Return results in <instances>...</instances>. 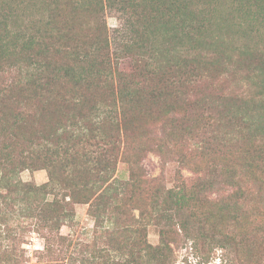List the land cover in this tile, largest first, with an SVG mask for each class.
Returning a JSON list of instances; mask_svg holds the SVG:
<instances>
[{
    "label": "trees",
    "instance_id": "1",
    "mask_svg": "<svg viewBox=\"0 0 264 264\" xmlns=\"http://www.w3.org/2000/svg\"><path fill=\"white\" fill-rule=\"evenodd\" d=\"M223 6L238 20L215 17L214 0H0V225L19 211L37 221L48 246L53 238L63 245L59 230L73 220V206L87 205L96 229L112 226L109 248L89 264H175L183 247L264 263V47L247 33L264 23V0ZM107 7L129 15L114 49ZM223 29L243 31L241 58L261 80L263 97L250 108L194 99L204 73L229 56L217 50L205 61L192 51L227 48ZM146 50L157 69L139 65ZM125 59L132 70L119 68ZM158 123L163 135L155 139L149 126ZM198 137L200 166L180 150ZM146 150L162 161L174 150L182 168L204 173L187 181L179 172L165 187L141 166ZM119 162L129 167L127 180L116 178ZM25 170H44L48 181L22 182ZM12 251L0 263H16Z\"/></svg>",
    "mask_w": 264,
    "mask_h": 264
},
{
    "label": "rangeland",
    "instance_id": "2",
    "mask_svg": "<svg viewBox=\"0 0 264 264\" xmlns=\"http://www.w3.org/2000/svg\"><path fill=\"white\" fill-rule=\"evenodd\" d=\"M225 1L226 0H214L216 6L215 17L218 15H224L225 17L233 16L235 18L237 17L238 20V15L234 13L233 8L223 6ZM27 15L28 13L26 12L25 16ZM127 16L129 15L125 16L117 9L105 8L103 19L106 24L112 49L118 46L116 42L119 41ZM37 17L38 16L35 18ZM251 27L252 28L247 31L249 43L253 47L263 49L264 23H261L260 29L258 26ZM235 30L236 29H230L227 31L223 29L224 35L222 37L227 40V48L225 49H221L220 45H215L214 48L210 47L209 50L200 51L199 49H195L196 51H192V54L201 52V54L204 55L205 61H210V59L216 55L217 50L224 51L223 55L227 53L229 56L228 58L221 59V67H219L214 74L204 73L203 80L195 87L194 99H205L214 107H220L224 103H232L234 106L239 107L246 104L250 108L254 102H259L263 97L261 80L259 81L256 71L253 67L247 65L246 61L243 62L241 58L240 49L246 40L243 38V31L240 30L237 32ZM213 37L216 39L217 34H214ZM231 46L232 49L228 50ZM139 54L138 58L144 60L139 63L142 69L145 68L143 66L146 64H150L149 69L151 70L158 68L156 61L151 58L152 53L149 54L148 50ZM134 64V61L125 59L121 61L119 68L121 70H132ZM11 76H13V74H11ZM149 130H151V135L155 139L163 135V127L159 123L150 125ZM203 136L202 139L205 138V140H207L210 136L212 137V133L208 132ZM233 136L235 137L236 135ZM202 139L201 137L190 140L187 139L188 141L186 140L180 145V150L187 156L192 157L195 164L199 166L205 161L204 158L199 157ZM147 150L140 164L148 177L160 178L165 187H171L175 184L179 172L187 181L201 176L204 173L202 171L194 173L186 168H182L176 162L177 156L174 150L167 154L164 161L155 153ZM201 168H204V166L202 165ZM128 175V165L119 162L117 165L116 178L120 181L127 180ZM18 178L22 182L33 183L37 186L48 181L47 173L44 170H25L18 175ZM228 190L231 189L225 188L223 191ZM46 199L51 201L53 196L49 195ZM27 203H21L20 206L15 205V203L11 205L14 206V208L19 206L17 209H20L27 208ZM73 211V220L68 221V223L63 225L59 230V234L66 238V242L61 245V242L57 241L55 238L50 240V245H52L55 250L53 255L47 252L48 242H46L43 235H46V233L45 231H37L38 223L35 219L26 217V215L19 211L16 212L15 210L12 213L6 212V221L3 225H0V262H4L2 260L8 256L3 257L5 251L11 252L12 249L15 248V252L12 251L11 254L12 258L16 259V263L12 264H69L71 259L77 262L84 261L87 264H89V262L92 263L93 256L97 254V250L109 248L107 244L109 233H107L108 231L106 230L112 229V226L106 224L104 230L96 229L93 220L87 215V205H74ZM135 214H137V212H135ZM147 238L150 244H157L158 236L154 228L150 227L147 229ZM196 255H193L191 250L186 247L176 249L174 252V262L175 264H237L232 256H227L224 251L219 248L212 249L208 258ZM253 261L254 260H252V262ZM252 262L250 264H253Z\"/></svg>",
    "mask_w": 264,
    "mask_h": 264
}]
</instances>
